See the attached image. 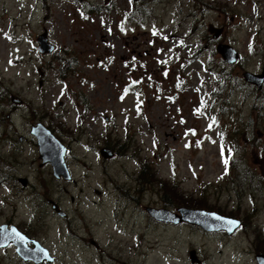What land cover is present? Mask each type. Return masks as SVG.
Segmentation results:
<instances>
[{
    "label": "rangeland",
    "instance_id": "1",
    "mask_svg": "<svg viewBox=\"0 0 264 264\" xmlns=\"http://www.w3.org/2000/svg\"><path fill=\"white\" fill-rule=\"evenodd\" d=\"M263 61L264 0H0V223L41 240L56 264H257L264 84L243 73ZM37 121L68 148L71 182L41 164ZM185 201L242 225L207 232L145 210ZM0 264L34 263L7 246Z\"/></svg>",
    "mask_w": 264,
    "mask_h": 264
},
{
    "label": "water",
    "instance_id": "2",
    "mask_svg": "<svg viewBox=\"0 0 264 264\" xmlns=\"http://www.w3.org/2000/svg\"><path fill=\"white\" fill-rule=\"evenodd\" d=\"M208 29L210 32H213V37H218L221 33V29L213 25H209ZM37 42L41 53H50L54 49L52 43L48 41L46 33L39 35ZM215 49L228 64H233L239 57L238 52L231 45L219 43ZM243 78L245 81L260 88L264 83V61L260 73L245 71ZM31 133L37 140L41 164L49 163L52 166L55 177L62 176L65 179H69L70 175L64 159L66 146L41 123L33 125ZM101 153L104 156H110L112 151L110 149H103ZM19 181L22 185L27 184L26 178L19 177ZM146 211L158 221L173 224L188 222L201 227L205 231L223 230L228 235L234 232L241 224L238 219L200 208L178 207L176 211H172L167 208L148 206L146 207ZM28 242L33 243V247L28 246ZM9 243L15 246L16 253L25 261H32L35 264H53V258L50 256L47 248L42 246L38 241L27 237L14 225L7 228L5 224H2L0 226V247ZM255 259L257 264H264L263 254H257Z\"/></svg>",
    "mask_w": 264,
    "mask_h": 264
},
{
    "label": "flooded vegetation",
    "instance_id": "3",
    "mask_svg": "<svg viewBox=\"0 0 264 264\" xmlns=\"http://www.w3.org/2000/svg\"><path fill=\"white\" fill-rule=\"evenodd\" d=\"M133 11H134V6L133 7H131V15H133L134 13H133ZM18 101V99L16 98L15 99V102H17ZM13 113V112H12ZM12 122H14L13 120H12ZM37 123H42L41 121H37V122H35V124H37ZM42 124H44V123H42ZM34 125V124H33ZM33 125H31V126H33ZM45 125V124H44ZM52 133H53V131H54V128H50V127H48L47 125H45ZM30 133H31V130H30ZM54 134V133H53ZM55 135V134H54ZM22 136L21 137H19V140L20 141H22ZM114 153V152H113ZM51 167V170H52V166H50ZM67 167V169H68V172H69V175H70V178L69 179H65V178H63L62 176H60V177H55L54 175V177L55 178H57L58 180H61V179H63V180H65V181H68V182H71L72 180H73V172H72V168H70V166H66ZM146 169H145V166H141V171H140V174H141V177H140V182H141V184H145L146 183V181L145 180H143L144 179V175H146L147 173H146V171H145ZM52 174H53V171H52ZM19 180V179H18ZM23 186H25V185H23ZM48 203H49V205L51 206V209H52V211H53V213L54 214H57V215H59L60 217H62V218H64L65 219V217H67V215H68V212H66L65 210H62L61 208H60V205H59V202H56V201H54V200H48ZM60 213H59V212ZM32 219V218H31ZM2 224H5L6 226H7V228H10L11 226H15L20 232H22L23 234H25L27 237H29V238H31V239H34L33 237H31V236H29L28 234H27V232L25 231V230H23L22 228H20L18 225H16V224H13V223H10V222H2V223H0V226L2 225ZM165 224H168V223H165ZM34 240H36V241H38L41 245H43V246H45V244L41 241V240H39V239H34ZM28 244V246H30V247H33V243H31V242H28L27 243ZM90 244L91 245H93V246H95V247H98V244L95 242V241H93V240H90ZM7 246H12L13 247V249H14V251L16 252V250H15V246L13 245V244H8V245H6L5 247H7ZM5 247H1L0 248V250L1 249H3V248H5ZM46 247V246H45ZM46 248H48V247H46ZM49 249V248H48ZM50 251V250H49ZM17 254V253H16ZM51 256L53 257V263L54 264H56L55 263V256L53 255V254H51ZM21 260H23L22 258H21ZM24 261V260H23ZM32 263H34V262H32ZM35 264V263H34ZM117 264H131V263H129V261H127V260H119V261H117Z\"/></svg>",
    "mask_w": 264,
    "mask_h": 264
},
{
    "label": "trees",
    "instance_id": "4",
    "mask_svg": "<svg viewBox=\"0 0 264 264\" xmlns=\"http://www.w3.org/2000/svg\"><path fill=\"white\" fill-rule=\"evenodd\" d=\"M210 41H212V39H210L209 42H210ZM214 74L217 76L216 73H214ZM221 81H222V80H221ZM221 85H223V84L220 83L219 86H221ZM217 89H221V88L218 87ZM191 203H193V202H191V201H185V202L183 203V205L186 206V207H188V206H193Z\"/></svg>",
    "mask_w": 264,
    "mask_h": 264
},
{
    "label": "snow or ice",
    "instance_id": "5",
    "mask_svg": "<svg viewBox=\"0 0 264 264\" xmlns=\"http://www.w3.org/2000/svg\"><path fill=\"white\" fill-rule=\"evenodd\" d=\"M225 163H227V161H225Z\"/></svg>",
    "mask_w": 264,
    "mask_h": 264
}]
</instances>
